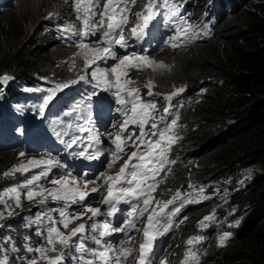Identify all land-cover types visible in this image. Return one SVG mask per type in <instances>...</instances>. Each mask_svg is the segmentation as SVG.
I'll return each mask as SVG.
<instances>
[{"label":"trees","instance_id":"1","mask_svg":"<svg viewBox=\"0 0 264 264\" xmlns=\"http://www.w3.org/2000/svg\"><path fill=\"white\" fill-rule=\"evenodd\" d=\"M6 1L0 3V77L18 79L21 100L34 94L23 84L35 88L38 79L72 77L73 59L41 23L53 3L63 11L71 7L70 0H19L15 6H5ZM217 3L223 16L217 34L172 53L171 57L176 56L174 71L155 86V93L163 104V94L185 88L171 99L174 118L179 116L178 133L185 134L182 146L187 154L176 166L178 171L189 169L223 184L231 201L245 209L236 213L235 236L222 248L212 246L208 263L264 264V0ZM16 161L12 149L0 152V190L20 175H10ZM32 207L10 209L13 214L0 222V241L11 236L21 249L9 253L10 264H20L17 257L21 255L31 258L32 253L23 249L25 236L32 245L46 244L42 236L35 241L30 227H25ZM207 207L202 202L189 210L199 215ZM189 236L201 235L195 227ZM2 247L10 245L3 243Z\"/></svg>","mask_w":264,"mask_h":264},{"label":"snow or ice","instance_id":"2","mask_svg":"<svg viewBox=\"0 0 264 264\" xmlns=\"http://www.w3.org/2000/svg\"><path fill=\"white\" fill-rule=\"evenodd\" d=\"M137 0H106L103 9L100 8V0H75L77 12L83 10V15H78V19L83 22V29L77 30L74 26H67L62 28L61 31H70L79 37L80 42L78 47L83 50L85 59L88 63L95 64L96 61L115 60L117 61L110 68L101 69L97 65L92 73V80L96 83L92 84L93 89L105 85L104 91L112 92L115 97L116 104L118 105L116 111L119 115L125 117L120 129L115 134L106 133L107 136L114 138L110 139L108 143L114 145V149L110 150V159L107 162V168L111 169L118 160L123 159L126 153V143L122 141L125 132L127 137L125 140L132 139L133 131L128 130V125H136L139 127L140 135L133 141L136 147L132 151L123 164L119 167L115 175H108L106 172L98 173L94 178L89 179L87 172L80 173V180L76 177H71V173L61 175L60 178H53L50 183L57 187L45 188L38 182L42 177H47L52 168H63L66 165L61 164L58 160H28L27 166L21 165L19 168H14L13 172L20 171L21 173L28 171L29 167H39L41 164L48 165L49 167L38 175L32 176L27 179L21 188H27L26 199L43 205L50 197L54 201H64L63 207L55 209H47L44 212H37L35 218L28 217L25 227L33 225L43 226L37 227L35 235L42 236L46 241L47 246L33 247L30 243V237L25 236L23 249L25 253H37L29 258L27 255L18 256L17 259L20 264H42L46 261L47 264H62L66 255L64 249L70 252L73 245L70 243L72 238L78 234L79 242L76 243L75 252L78 255H73L72 260L77 261V264H154L156 261L155 242L159 236H162L170 231L174 224V217L178 216L188 203H198L199 200H192L186 196H182L180 191L169 199L167 202L155 201L151 193L155 191L157 185L162 181H154L147 183L149 177H154L164 168L166 164H175V160H169L167 153L171 151L172 143L180 139L173 129L177 126L179 116L171 119L170 122L165 120L164 116L159 117L158 122L151 124L148 132L145 131V124L152 116V112L156 110V102L154 100L144 101L141 99L140 89L137 87L127 88L126 85L134 84V81L123 80L122 77L127 75V72L132 68H139L145 65L153 67H165L163 63L157 64L150 59V55L146 50L141 53L128 52L131 48L130 41H143L149 35L152 22L158 15H162L167 23L174 29V35L165 40V44L173 48L181 46L184 43L194 39L197 33L193 30L191 34L188 29L192 26L187 24V17L180 14L179 7L171 3L170 0H162L158 5L157 0H147L143 5V10L135 12L136 18L134 26L128 32H125V26L129 24L128 14L131 11L130 5H135ZM161 9L164 11L161 13ZM99 19H96V17ZM98 32L102 33V38L96 41L97 46L92 47L91 42L85 41L89 36H95ZM183 37V39H182ZM100 44L105 45L99 47ZM117 48L123 49L126 54L123 56L118 55ZM92 54V59L89 60L88 54ZM87 66V65H86ZM114 76V82L109 81L106 77L108 73ZM11 77H0V81H7ZM79 80L91 83L85 76H80ZM77 81H70L68 83H59L55 89L49 90V94L44 98V105L46 106L51 101L57 91L68 88L70 84H75ZM148 88V96L159 95L153 93L152 82L149 81L145 84ZM115 89V91H112ZM185 88L181 87L176 89L172 94L165 96L169 101V107L164 109L165 114H170L171 99L175 95L183 93ZM206 91V90H202ZM97 95L96 91H92L87 95V100ZM87 122V121H86ZM115 127V125H113ZM81 131H91L90 129L81 128ZM22 131V130H21ZM171 133V134H169ZM151 137V138H146ZM80 141L84 144L81 137L73 136L71 141H65L67 147L72 149L74 145ZM139 141V144H136ZM102 143L99 136L95 133L89 137L87 145L83 150L78 151L76 155L84 160L98 159L105 151L109 149L101 148L99 145ZM92 151H89V149ZM21 156L24 153L20 154ZM135 160V162H133ZM169 171L171 169L169 168ZM9 175V173H5ZM71 177V179H69ZM101 181V183H97ZM95 185L89 188V185ZM190 188L195 190L193 185ZM203 187L200 192L203 193ZM9 193L13 194L9 196ZM102 196L100 203L107 206V210L102 212L101 208L92 207L91 201L96 199L97 196ZM8 196L10 200L14 201L15 207H21L20 191L17 187H10L6 193L0 194V204H4L7 208H12V205L7 202L3 197ZM39 197V200L35 198ZM210 197H204L209 199ZM87 201V202H86ZM70 202V203H69ZM179 202V203H177ZM120 203L129 204L130 208L122 211L118 205ZM163 203V207L157 210V206ZM78 205L82 211L69 212L71 205ZM169 205H176L170 211H165ZM151 209V211H149ZM59 214L57 221L53 217V213ZM91 215H88V214ZM117 213H121L126 218L119 227L113 226L114 218ZM147 213L146 221L142 219ZM12 211L8 212L11 216ZM87 216L92 223L89 225L88 234L86 232V223H79L72 227L65 235L59 228L56 227L57 223L62 224L64 229L69 228V224L74 220H80ZM104 217L103 220L97 219ZM0 218H3V213H0ZM187 217H183L180 223H183ZM212 216L205 217L204 220H211ZM143 225V228L137 225ZM2 226V225H0ZM178 226V225H177ZM206 225L203 221L200 222V227L205 228ZM142 231L143 242L140 243L138 255L133 254V249L124 248L123 242H120L119 250L113 247V243L105 238L113 236L114 233H123L126 240L134 239V236H129L128 233ZM46 232V236L44 235ZM229 232H224L219 237L220 246H224L225 241L230 237ZM203 236H196L187 240L188 245H193L194 241L199 242L204 240ZM85 241H90L95 247L88 246ZM7 243L9 248H3L2 244ZM57 244L60 245L59 253L55 256H50L48 253L57 252ZM20 248L16 246L11 236L4 238L0 241V264H10L11 258L9 253H19ZM131 257V259H130ZM159 264H168L167 261H160ZM182 264H199L198 253L189 249L185 253V259Z\"/></svg>","mask_w":264,"mask_h":264},{"label":"clouds","instance_id":"3","mask_svg":"<svg viewBox=\"0 0 264 264\" xmlns=\"http://www.w3.org/2000/svg\"><path fill=\"white\" fill-rule=\"evenodd\" d=\"M3 0H0L2 3ZM19 0H7L6 5L12 4L15 6ZM106 0H100V8L103 9V5ZM147 0H137L135 5H130L131 11L128 14L129 24L125 26V32L134 26L135 24V12L143 10V5ZM162 0H157L158 5ZM171 3L176 4L179 7L180 14L187 17V24L192 27L188 29V33L194 30L197 35L194 39L188 41L187 43L182 44L178 47H171L165 44V40L174 35V29L169 23L165 21L162 15H158L156 19L152 22L150 27L149 35L143 41H130L131 48L128 49V52L135 51L136 53H141L142 50H146L150 59L157 64L163 63L165 67H153L151 65H145L139 68H132L127 72L126 76L122 77L123 80L134 81V84L126 85L127 88L137 87L141 92V99L144 101L154 100L156 102V110L152 112V116L148 119L145 124V131L148 132L151 128V124L159 121V117L164 116L167 122H170L174 118L172 113V103L170 107V114H165L164 109L169 107V101L165 100L163 104H160V99L158 95L148 96V88L145 87L149 81L152 82V91L155 93L156 85H159V82H163L171 72L174 71L175 66V57L170 56L172 53L179 52L180 50H187L191 45L195 44L197 41H209L214 38L217 34L218 29L221 26V19L223 16L218 12L220 5L217 3L218 0H170ZM206 3L208 4L206 8ZM54 6L49 8V10L43 15L42 19V28L44 31L49 32L57 39V44L59 47H65L64 51L68 56L73 59V76L64 78V79H38L36 87L33 88L30 84H23L22 86L26 89L27 87L31 89L33 94L32 97L22 99V91L19 88L20 83L18 79L11 78L7 81H0V84L4 87V93L0 96V140L2 141L0 150H18L21 153L35 155L36 153L40 155H35L44 160L59 158L55 149L51 146L47 147L49 140L55 139L53 135H48L47 138L38 135V132H41V129H46L54 131L57 124L58 126H66L70 123L76 121V124L72 126L68 133H62L63 137L68 138L70 136H78L83 138L84 144H76L74 148H77L78 145L80 150H83V147L87 145L89 137L93 133L97 134L102 141L99 145L101 148L109 149L105 151L98 159L94 160H84L81 157L74 161H68L65 158L61 160L66 167L70 168V171L66 170L60 171L59 168H52L48 173V178L50 181L53 178H58L61 175H67L71 173V177H76L77 180H80V173L87 172L88 178H94L100 172H106L108 175H115L119 167L123 164L124 160L127 159V156L131 154L132 151L136 150V147L133 144V141L137 136L140 135L139 127L136 125H128V130L133 131L132 139L125 140L127 137V132H125L122 141H125L126 153L127 155L123 156V159L118 160L116 164L111 168H107V162L110 159L111 151L114 149V145L108 143V141L114 138L109 137L106 133H113L119 131L120 125L123 123L125 117L119 115L116 111L118 105L116 104L115 97L110 91H104L105 85L101 84L100 87L93 89L92 84L96 81L92 80L91 73L93 69L99 65L103 70L105 68H110L117 61L107 60L96 61L95 64L88 63L83 54V50L78 47L80 42L79 37L75 33L70 31H61L62 28H66L71 25L74 26L77 30L83 29V22L81 19H78V15H83V10L77 12L75 0H70L71 7L67 10L61 11L57 3H53ZM230 4H227L229 6ZM164 10L161 9V13ZM96 19H99L97 16ZM102 38V33L98 32L95 36H89L86 43L91 42L92 47H96V41ZM183 39V37H182ZM105 45L100 44L99 47H104ZM118 55L123 56L125 51L123 49L117 48ZM168 56L169 58H167ZM89 60L92 59V54H88ZM87 65V66H86ZM80 76H85L91 83H86L85 81L79 80ZM109 81L114 82V76L109 72L107 77ZM70 81H77L75 84H70L68 88H64L60 91H57L51 101L43 107L44 98L49 94V90L55 89L56 85L59 83H68ZM92 91H96L97 95L94 96L91 101L87 100V95ZM115 91V89H112ZM73 93V94H72ZM161 95V93H160ZM170 94H163V96H168ZM79 109L78 113H75V110ZM87 121V122H86ZM46 122V126L40 128L41 124ZM35 125L31 129L29 139H23V135L26 133L23 132L24 128L28 125ZM115 125V127L113 126ZM16 128L20 129V132H14ZM90 129L91 131L85 130L81 131L80 129ZM22 130V131H21ZM173 132L180 137L176 140L175 143L171 145V151L167 153L169 160H175V164H166L164 168L154 177H149L147 183H153L154 181H162L159 183L154 192L151 193L153 198V203L155 206V201L167 202L171 199L177 191H180L182 196H186L192 200H199L198 203H188L178 216L174 217V224L169 232L159 236L155 242V252H156V261L154 264H159L160 261H167L168 264H182V261L185 259V253L191 249L194 252L198 253L199 264H209L207 259L212 250V246L215 248L224 247L236 234V227L238 225L237 212L245 211V209L240 208L235 202L231 201V197L225 194V188L223 184L219 185L215 181L210 180L207 176H199L192 173L189 169H181L178 171L176 166L185 160L186 150L182 146L183 139L185 134L178 133V127L176 126L173 129ZM171 134V133H169ZM4 135H7L5 139H2ZM151 138V137H146ZM16 142V143H15ZM35 143V144H33ZM41 147L44 145L45 148L34 150L32 152L26 150L29 146L37 145ZM136 144H139V141H136ZM89 151H92L90 148ZM28 152V153H27ZM61 159V157L59 158ZM135 162V160L133 161ZM44 171L49 167L48 165L41 164ZM73 166V167H72ZM169 168L171 171H169ZM183 171V173H182ZM69 177V179H71ZM101 183V181H97ZM50 185H52L50 183ZM193 185L195 190L189 187ZM95 185H89V188L94 187ZM203 187V193L200 192V188ZM97 196V194H92ZM225 197V200L222 197ZM204 197H210L209 199H204ZM102 196H97L96 199L91 201L92 207L101 208V211L104 212L107 210L106 205H102L100 201ZM54 201V200H53ZM56 202L55 206H52V209L63 207L64 201H54ZM87 202V201H86ZM202 202H207L208 207L205 211L199 215L193 214V211H190V206L199 204ZM47 204L50 201H46ZM70 203V202H69ZM179 203V202H177ZM34 206V205H30ZM176 205H169L165 211H170L171 208ZM118 207L124 211L130 208L129 204L120 203ZM160 207H163V203L157 206V210ZM42 208V206H39ZM32 210V208H30ZM29 210V209H27ZM82 211L78 205H71L69 211ZM151 211V209L149 210ZM88 215H91L90 213ZM33 215H31L32 217ZM187 217L183 223H180V220L183 217ZM212 216L211 220H204L205 217ZM147 213L142 217L146 221ZM126 217L121 213H117L114 218L113 226L119 227L123 223ZM97 219L103 220L104 217H98ZM84 222L86 223V232L88 234L89 225L92 221H89L87 216L84 217ZM199 220L203 221L206 225L205 228L200 227ZM79 221H74L72 224L75 225ZM178 225V226H177ZM138 227L143 228V225H137ZM32 227V226H31ZM31 227L28 230H31ZM72 227V226H71ZM199 230L201 236L205 240L195 242L193 245H188L186 242L190 239V232L195 229ZM32 232V230H31ZM229 232L231 235L225 241L224 246H220L219 237L224 233ZM33 233V232H32ZM129 236H134V239L126 240L123 233H114L113 236L105 238L113 243V247L117 250L120 248V242H123L124 248L133 249V254L138 255V249L140 243L143 242L142 231L139 233L130 232ZM34 237V234H33ZM25 241H23V244ZM31 244L32 241H30ZM65 259L68 264H77V261L71 260V257L75 255V248L72 247V250L69 252L68 249L65 251ZM131 259V257H130Z\"/></svg>","mask_w":264,"mask_h":264},{"label":"rangeland","instance_id":"4","mask_svg":"<svg viewBox=\"0 0 264 264\" xmlns=\"http://www.w3.org/2000/svg\"><path fill=\"white\" fill-rule=\"evenodd\" d=\"M167 58H169L168 56H166ZM16 152V157H17V161L15 162V165H14V168H19L21 165H24V166H27V162L28 160L32 159V160H40L39 157L35 156V155H40L38 153H36L35 155H30L29 154H24L23 156H21V152L20 151H17V150H13ZM1 152V150H0ZM28 153V152H27ZM32 154V153H31ZM16 160V158H15ZM13 168V169H14ZM44 169L43 167L40 165L39 167H29L28 168V171L26 172H23L21 173L20 171H15V172H12L10 175H13L15 173H20V175H17L15 177H13L12 179L9 180V186L5 187L4 189H1L0 190V194L2 193H6L7 190L10 188V187H17L18 190L20 191V198H21V207H15V204H14V201L13 200H10L8 198V196H4L3 198L5 200H7V202L9 204L12 205V208L10 209H17V208H23V207H27L29 205H34L32 208V218L34 219L35 216H36V213L37 212H44L46 211L47 209H52V206H55L56 205V202H54L50 197L48 198L47 201H50L49 204H47L46 202L41 205L39 203H36V202H33V201H28L26 199V192H27V188H21L20 185H22L24 182H26L27 179H30L32 176L34 175H38L40 174L41 172H43ZM60 178V177H58ZM57 178V179H58ZM14 181H17L16 183ZM39 184L43 185L45 188H52V187H57L55 185H50V180L46 177H42L41 180L38 182ZM91 185V184H90ZM13 194L9 193V196H11ZM36 200H39L40 198L39 197H36L35 198ZM61 202V201H59ZM39 206H42V208H39ZM59 208V207H58ZM9 208H7L4 204H3V208H0V213H3V217L7 216L8 212L10 211ZM71 212V210L69 211ZM53 217L58 221L59 220V214L54 212L53 213ZM6 218V217H5ZM84 217L81 218L77 224L79 223H84ZM2 218H0V222H1ZM74 221H78V220H74ZM73 221V222H74ZM72 224V223H70ZM77 224L75 225H69V228L68 229H64L63 225L62 224H59L57 223L56 227L59 228L62 232H64V234L66 235L67 234V231L70 230L72 227H75ZM72 226V227H71ZM37 227H41L42 231H43V226H37V225H33L31 227V230L34 234V237H35V241L37 239L38 236L35 235V232H36V229ZM44 235L46 236V232H44ZM32 245V244H31ZM33 247H37V246H47L46 244H35V245H32ZM59 249H60V245L57 244V252H50L48 253V255L50 256H55L59 253ZM34 255H38L37 253H32V256ZM31 256V257H32ZM68 262L66 261L65 257H64V261L62 262V264H67ZM42 264H47L46 261L42 262Z\"/></svg>","mask_w":264,"mask_h":264},{"label":"bare ground","instance_id":"5","mask_svg":"<svg viewBox=\"0 0 264 264\" xmlns=\"http://www.w3.org/2000/svg\"><path fill=\"white\" fill-rule=\"evenodd\" d=\"M31 154V153H30Z\"/></svg>","mask_w":264,"mask_h":264}]
</instances>
